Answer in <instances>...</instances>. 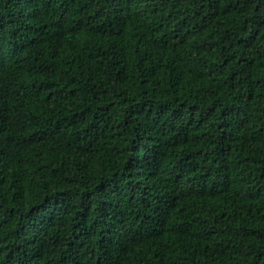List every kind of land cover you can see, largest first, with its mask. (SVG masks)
<instances>
[{"label":"trees","instance_id":"obj_1","mask_svg":"<svg viewBox=\"0 0 264 264\" xmlns=\"http://www.w3.org/2000/svg\"><path fill=\"white\" fill-rule=\"evenodd\" d=\"M0 264H264V0H0Z\"/></svg>","mask_w":264,"mask_h":264}]
</instances>
